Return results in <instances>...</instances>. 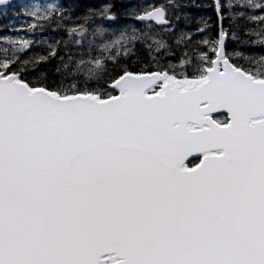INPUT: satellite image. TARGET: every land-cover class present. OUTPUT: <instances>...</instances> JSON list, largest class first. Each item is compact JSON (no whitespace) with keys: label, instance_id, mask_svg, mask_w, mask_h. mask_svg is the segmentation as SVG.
Listing matches in <instances>:
<instances>
[{"label":"snow or ice","instance_id":"6c2138e0","mask_svg":"<svg viewBox=\"0 0 264 264\" xmlns=\"http://www.w3.org/2000/svg\"><path fill=\"white\" fill-rule=\"evenodd\" d=\"M0 264H264V0H0Z\"/></svg>","mask_w":264,"mask_h":264}]
</instances>
